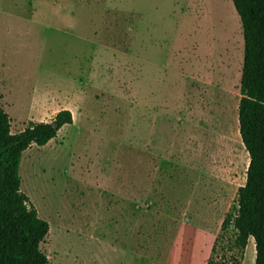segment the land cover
Segmentation results:
<instances>
[{"label":"rangeland","instance_id":"1","mask_svg":"<svg viewBox=\"0 0 264 264\" xmlns=\"http://www.w3.org/2000/svg\"><path fill=\"white\" fill-rule=\"evenodd\" d=\"M242 65L231 0H0L11 132L73 117L19 164L48 264H206L216 239L225 253L249 163Z\"/></svg>","mask_w":264,"mask_h":264},{"label":"trees","instance_id":"2","mask_svg":"<svg viewBox=\"0 0 264 264\" xmlns=\"http://www.w3.org/2000/svg\"><path fill=\"white\" fill-rule=\"evenodd\" d=\"M231 1L243 35L238 128L249 163L236 203L220 225L221 232L232 226L234 234L220 256L219 239L214 241L206 264H241L250 237L254 264H264V0ZM72 122L71 111L60 109L50 120L30 121L12 133L9 115L0 107V264H48L40 243L49 225L20 189L19 164L24 150L32 144L45 145Z\"/></svg>","mask_w":264,"mask_h":264},{"label":"crops","instance_id":"3","mask_svg":"<svg viewBox=\"0 0 264 264\" xmlns=\"http://www.w3.org/2000/svg\"><path fill=\"white\" fill-rule=\"evenodd\" d=\"M232 2V1H231ZM63 109H66V108H63ZM63 127V126H62ZM61 127V128H62ZM60 128V129H61ZM59 132V131H58ZM250 240V238L248 239V241ZM255 244H252V262H253V260H254V257H255V246H254ZM248 253H249V244H248V242H247V244H246V246H245V249H244V254H243V259H242V261H241V264H242V262H243V260L245 259V257L247 258V256H248Z\"/></svg>","mask_w":264,"mask_h":264}]
</instances>
